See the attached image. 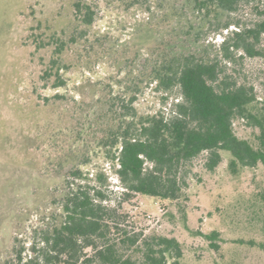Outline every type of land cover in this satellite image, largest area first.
Wrapping results in <instances>:
<instances>
[{"label": "rangeland", "instance_id": "374dc122", "mask_svg": "<svg viewBox=\"0 0 264 264\" xmlns=\"http://www.w3.org/2000/svg\"><path fill=\"white\" fill-rule=\"evenodd\" d=\"M75 1L0 0V263L17 261V249L27 257L36 231L56 221L54 195L78 165L84 182L100 188L105 205L114 208V223L130 234L176 237L184 248L180 264H264V164L233 172L231 153L222 151L220 164L209 170L204 152L183 166L184 195L170 201L125 196L111 158L118 147L104 148L111 119L115 127L129 112L168 117L180 98L177 88L160 90L147 74L155 46L173 42L164 22L172 9L160 8L159 0H82L95 13L88 26L76 19ZM263 9L264 0H245L235 17L252 27ZM232 29L237 27L224 34L201 29L199 36L197 27L192 34L181 29L176 50L204 43L217 54ZM59 38L68 44L54 62ZM256 49L255 56L239 52L226 69L255 87L260 110L264 33ZM59 81L64 84L55 86ZM234 130L251 141L258 132L247 118H236Z\"/></svg>", "mask_w": 264, "mask_h": 264}, {"label": "trees", "instance_id": "16d2710c", "mask_svg": "<svg viewBox=\"0 0 264 264\" xmlns=\"http://www.w3.org/2000/svg\"><path fill=\"white\" fill-rule=\"evenodd\" d=\"M244 2L158 1L160 8L169 6L172 9L164 22L174 36L170 40L173 42L155 46L157 56L151 59L147 74L150 82H155L160 90L177 88L180 98L168 117L162 113L136 117L129 112V119L125 113L115 127L114 118L111 119L103 145L104 148L118 147V153L111 158L119 165L117 175L125 196L140 193L170 201L181 198L187 185L182 168L204 152L209 170L220 164L222 151L231 153L229 165L233 172L239 166L264 164V109L255 108V87L239 81L226 69L229 63L236 61L239 52H242L241 57L243 53L260 54L256 44L264 33V9L256 25L241 26L235 13ZM94 14L91 4L75 1L77 20L89 26ZM233 25L237 29L224 35L217 54H211L209 44L204 43L195 47L180 44L181 48L176 50L181 29L192 34L197 27L200 30L194 34L199 36L201 29L224 34ZM185 26L187 31L183 30ZM59 41L54 62L68 44L63 39ZM73 41H76L74 36ZM61 84L64 81L55 86ZM134 99L135 96L131 102ZM108 100L113 111L114 97ZM236 118H247L258 128L254 140L236 134ZM86 178L78 165L71 166L64 184L54 195L59 204V217L36 231L27 257L23 256L22 249L16 250L17 261L13 259V264H180L184 248L176 237L142 232L130 234L114 223L110 216L114 208L105 205L104 192L85 183ZM114 232L118 240L112 237Z\"/></svg>", "mask_w": 264, "mask_h": 264}]
</instances>
